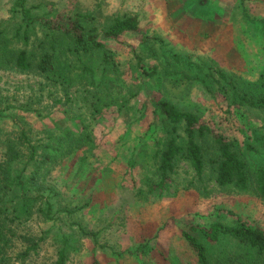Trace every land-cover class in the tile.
<instances>
[{"label": "rangeland", "instance_id": "1", "mask_svg": "<svg viewBox=\"0 0 264 264\" xmlns=\"http://www.w3.org/2000/svg\"><path fill=\"white\" fill-rule=\"evenodd\" d=\"M16 4L0 0V226L9 229L0 264H198L184 236L193 230L212 264L259 260L249 245L202 231L240 219L264 230L255 182L264 169L255 101L264 95V0H27L37 18L89 17L106 47L89 53L36 25L25 43ZM124 16L138 18L146 41L104 38ZM21 50L35 65L53 54L54 69L19 71L11 63ZM160 100L227 138L247 165L246 190L218 185L213 133L202 140L203 174L179 159L170 187L156 190L169 137ZM177 133L185 145V124Z\"/></svg>", "mask_w": 264, "mask_h": 264}, {"label": "trees", "instance_id": "2", "mask_svg": "<svg viewBox=\"0 0 264 264\" xmlns=\"http://www.w3.org/2000/svg\"><path fill=\"white\" fill-rule=\"evenodd\" d=\"M27 0H17L15 12L21 14L22 18V38L25 43H29V29L33 26L52 32L70 35L73 38L76 52H92L94 50H106L101 41V35L94 29H89L87 22L89 17L84 15H75L70 17H58L56 19L37 18L32 15L31 9L27 7ZM135 33L141 40H147L146 32L140 28L139 20L136 16H124L117 18L105 30L103 36L105 39L115 40L125 33ZM21 35V34H20ZM55 57L51 53L42 55L39 62L35 65L26 50H21L16 54L12 66L21 72H28L36 68L40 73H47L54 69ZM221 77L225 78L222 74ZM256 105L264 111V95L258 97ZM156 111L162 116L163 121L169 127V137L165 148L158 154L159 171L161 181L156 190L164 192L170 187V175L174 172L176 162L179 159L189 161L198 175H202L206 167V154L202 145V140L213 133L215 144L218 148V159L213 160L216 169L218 185L225 187L233 185L239 189L246 190L250 184L249 172L245 161L240 155L232 149L227 138L221 134L214 133L209 127L202 123L200 117L193 112L181 111L175 104L167 100L154 102ZM185 124V133L187 142L185 145L179 143L178 127ZM264 143V138H263ZM8 156L11 159L17 157L18 151L10 145L7 149ZM256 188L258 194L264 199V169L256 173ZM1 225V224H0ZM6 229V230H5ZM195 230L184 234L189 245L197 254L198 264H212L206 246L198 240L193 234ZM9 229L6 224L0 226V237L4 241L8 235ZM203 234L212 241L218 240L220 236H230L239 242L249 245L255 249L259 260L253 264H264V230L251 227L246 221L240 219L237 226H227L223 224H214L210 230L202 231ZM6 244V241H5ZM5 251V247H0ZM149 248L141 246L142 253H148ZM65 255L61 258L64 260ZM61 260V261H62ZM225 262V263H224ZM215 264H235L233 261H221Z\"/></svg>", "mask_w": 264, "mask_h": 264}]
</instances>
